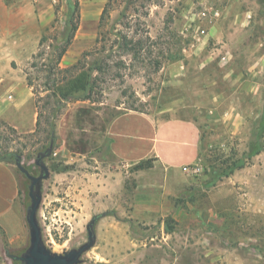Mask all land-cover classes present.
<instances>
[{
	"label": "rangeland",
	"instance_id": "1",
	"mask_svg": "<svg viewBox=\"0 0 264 264\" xmlns=\"http://www.w3.org/2000/svg\"><path fill=\"white\" fill-rule=\"evenodd\" d=\"M79 1V30L60 67L99 63L85 103L107 120L128 111L157 123L192 120L201 130L200 157L181 170L149 158L152 168L135 171L105 147L85 157L64 155L59 143L43 150L56 106L47 87L64 77L54 71L48 78V71L63 41L67 2L1 0L0 48L9 42L22 54L35 51L17 63L44 119L35 135L0 125V152L9 153L23 181L27 215L26 174L49 172L37 214L45 248L56 255L78 250L92 224L95 244L79 264H264V151L248 157L264 124V40L255 39V19L264 33V0H232L249 27L234 30L227 46L211 43L198 54L190 50L206 20L222 15L229 0H113L104 24L109 0ZM30 247L29 225L27 238L14 244L0 229V264H22Z\"/></svg>",
	"mask_w": 264,
	"mask_h": 264
},
{
	"label": "crops",
	"instance_id": "2",
	"mask_svg": "<svg viewBox=\"0 0 264 264\" xmlns=\"http://www.w3.org/2000/svg\"><path fill=\"white\" fill-rule=\"evenodd\" d=\"M233 1L239 4L242 0ZM238 7L229 0L222 15L206 20L204 34L190 52L201 53L215 42L225 47L234 32L245 31L250 17L237 11ZM257 24L255 19V39L262 41L264 33ZM34 54L35 51L22 54L9 42L0 48V121L25 134L36 131L39 111L32 87L17 61H28ZM56 137L64 155L85 157L105 147L113 157L129 165L153 158L167 169L181 170L196 165L200 157L201 130L192 120L169 118L157 123L150 115L137 111L119 113L107 120L80 101L70 104L57 120ZM25 194L15 167L0 161V229L12 244L24 241L28 235Z\"/></svg>",
	"mask_w": 264,
	"mask_h": 264
},
{
	"label": "trees",
	"instance_id": "3",
	"mask_svg": "<svg viewBox=\"0 0 264 264\" xmlns=\"http://www.w3.org/2000/svg\"><path fill=\"white\" fill-rule=\"evenodd\" d=\"M139 0H127L129 5L137 3ZM152 0H147V2H150ZM67 2V14H66V20L64 23V29H63V35H62V44L57 46L54 50V58L52 63L53 68L48 71V78H52V76L55 75L54 71H57V74L60 76L64 74L63 78H58L53 81L54 87L53 89L47 87V91L50 92V95L55 99V108L53 109L51 113V118L48 120V137L49 142L43 146V150L50 149L51 151H54L56 148L57 143V137H56V126H57V120L62 116V110L65 106L69 104H73L79 101L85 102L90 101L92 98V93L95 89V79H94V73L99 69V71H102L101 66H99L98 62H95V64L86 69L87 67L82 66L80 67V63L78 65H74L71 68L62 69L60 67L61 61L65 54L67 53L69 47L72 45L74 38L76 37V34L79 30V24H80V14H81V5L79 0H66ZM112 2L113 0H109L106 4V7L103 11L102 15V23L104 24V20L106 16L110 15V12L112 10ZM126 9H128V6L124 9L126 12ZM101 23V24H102ZM54 28V24L48 28L46 31L47 33L50 32ZM127 41V37H123ZM48 41L47 37H43L40 43V47L44 45L45 42ZM126 48H129V44H126ZM40 55V53H38ZM37 57V56H36ZM36 57L35 60H36ZM33 67L37 68V64L33 62ZM28 85L30 87L33 86L32 81L28 79ZM38 121H37V129L33 133V135L38 134L42 127V120L44 119L43 113L40 110V107H38ZM0 125L3 127L9 128V130L15 134H17V130L9 127L7 123L0 122ZM264 135V124L261 127V130L259 131L258 140L255 143V145L250 147L249 151V159L256 157L260 155L264 151V145H262ZM9 153H1L0 152V161L8 162L7 157ZM151 159L143 160L135 165L134 170L135 171H142L152 168ZM244 163H242L239 168H243Z\"/></svg>",
	"mask_w": 264,
	"mask_h": 264
},
{
	"label": "water",
	"instance_id": "4",
	"mask_svg": "<svg viewBox=\"0 0 264 264\" xmlns=\"http://www.w3.org/2000/svg\"><path fill=\"white\" fill-rule=\"evenodd\" d=\"M22 171L23 169L20 168ZM31 180L30 197L32 205L29 208L27 215V223L30 228L31 247L28 252L19 258L22 264H79L80 258L84 253L89 251L95 244V237L90 224L87 229L89 232L88 243L80 247L78 250L65 253L64 255H56L49 252L42 242V232L38 223L37 214L41 204L42 182L49 177V172L46 170L44 175L33 177L26 174Z\"/></svg>",
	"mask_w": 264,
	"mask_h": 264
},
{
	"label": "built area",
	"instance_id": "5",
	"mask_svg": "<svg viewBox=\"0 0 264 264\" xmlns=\"http://www.w3.org/2000/svg\"><path fill=\"white\" fill-rule=\"evenodd\" d=\"M219 13H216V17L218 16ZM206 16V14H204ZM202 33L204 34V32L202 31Z\"/></svg>",
	"mask_w": 264,
	"mask_h": 264
}]
</instances>
